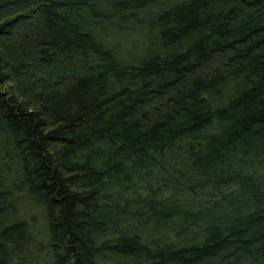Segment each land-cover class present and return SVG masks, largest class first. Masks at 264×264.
<instances>
[{
	"label": "trees",
	"instance_id": "1",
	"mask_svg": "<svg viewBox=\"0 0 264 264\" xmlns=\"http://www.w3.org/2000/svg\"><path fill=\"white\" fill-rule=\"evenodd\" d=\"M264 264V0H0V264Z\"/></svg>",
	"mask_w": 264,
	"mask_h": 264
},
{
	"label": "rangeland",
	"instance_id": "2",
	"mask_svg": "<svg viewBox=\"0 0 264 264\" xmlns=\"http://www.w3.org/2000/svg\"><path fill=\"white\" fill-rule=\"evenodd\" d=\"M102 264H107V263H102Z\"/></svg>",
	"mask_w": 264,
	"mask_h": 264
}]
</instances>
